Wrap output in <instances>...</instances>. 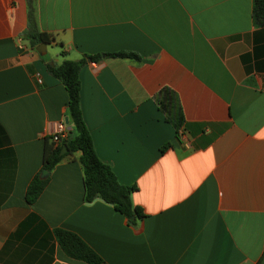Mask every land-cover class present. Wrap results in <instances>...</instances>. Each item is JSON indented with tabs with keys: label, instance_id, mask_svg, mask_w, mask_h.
I'll return each mask as SVG.
<instances>
[{
	"label": "crops",
	"instance_id": "0c3cea01",
	"mask_svg": "<svg viewBox=\"0 0 264 264\" xmlns=\"http://www.w3.org/2000/svg\"><path fill=\"white\" fill-rule=\"evenodd\" d=\"M252 3L34 0L39 55L23 37L27 0H0V264H91L67 256L54 228L98 264H264V26ZM117 51L139 59L104 56ZM85 54L102 57L79 70L83 120L98 157L135 187L134 224L83 200L79 152L25 200L58 124L73 135L46 64Z\"/></svg>",
	"mask_w": 264,
	"mask_h": 264
},
{
	"label": "trees",
	"instance_id": "16d2710c",
	"mask_svg": "<svg viewBox=\"0 0 264 264\" xmlns=\"http://www.w3.org/2000/svg\"><path fill=\"white\" fill-rule=\"evenodd\" d=\"M29 27L23 37L30 39L32 43H39L44 40L33 21L34 0H27ZM252 20L255 25L264 26V0H253ZM106 57H120L128 59H139L138 54L132 51H117L105 53ZM86 57L96 61L102 54L84 55L78 60L65 59L60 64H46L47 71L58 78L67 93V110L71 120L73 135L63 140L60 145L48 146L45 144L43 150V168L48 172L64 157L79 152V162L82 168V198L85 202H90L94 198H100L104 202L111 204L119 211L129 223L134 224L137 219L143 217L141 209L135 206L131 200V193L134 185L120 183L110 166L103 162L95 152L90 132L83 120L79 99V70L85 63ZM66 144L67 151L60 154L63 144ZM169 143L163 144L161 151ZM47 178L41 179L36 173L30 180L26 191L25 200L33 203L44 189ZM54 236L61 250L69 257L82 260L91 264L102 262V258L97 254L79 235L64 228H54Z\"/></svg>",
	"mask_w": 264,
	"mask_h": 264
},
{
	"label": "water",
	"instance_id": "95a60500",
	"mask_svg": "<svg viewBox=\"0 0 264 264\" xmlns=\"http://www.w3.org/2000/svg\"><path fill=\"white\" fill-rule=\"evenodd\" d=\"M35 50L37 51V53L39 54V55H44L45 54V43L44 42H41L39 45H37L36 47H35ZM90 59L88 58V61H89ZM67 151V146H66V144L64 143L63 145H62V147H61V149H60V154H63L64 152H66ZM49 175V172L46 170V169H41V171H40V173H39V177L41 178V179H45L47 176Z\"/></svg>",
	"mask_w": 264,
	"mask_h": 264
},
{
	"label": "built area",
	"instance_id": "2783aa9c",
	"mask_svg": "<svg viewBox=\"0 0 264 264\" xmlns=\"http://www.w3.org/2000/svg\"><path fill=\"white\" fill-rule=\"evenodd\" d=\"M68 137V129L66 128L65 124L59 123L58 124V130L56 133L52 135L53 141L56 143H62L63 140L67 139Z\"/></svg>",
	"mask_w": 264,
	"mask_h": 264
},
{
	"label": "rangeland",
	"instance_id": "374dc122",
	"mask_svg": "<svg viewBox=\"0 0 264 264\" xmlns=\"http://www.w3.org/2000/svg\"><path fill=\"white\" fill-rule=\"evenodd\" d=\"M51 50H52L51 47H49V54L51 53Z\"/></svg>",
	"mask_w": 264,
	"mask_h": 264
}]
</instances>
